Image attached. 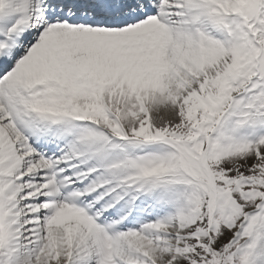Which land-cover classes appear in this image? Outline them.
Listing matches in <instances>:
<instances>
[{
    "label": "snow or ice",
    "instance_id": "obj_1",
    "mask_svg": "<svg viewBox=\"0 0 264 264\" xmlns=\"http://www.w3.org/2000/svg\"><path fill=\"white\" fill-rule=\"evenodd\" d=\"M0 264H264V0H0Z\"/></svg>",
    "mask_w": 264,
    "mask_h": 264
}]
</instances>
